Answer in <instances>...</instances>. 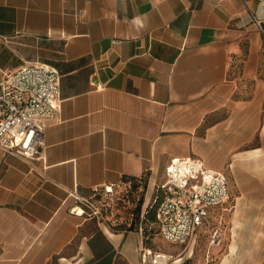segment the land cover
I'll return each instance as SVG.
<instances>
[{"label": "crops", "instance_id": "1", "mask_svg": "<svg viewBox=\"0 0 264 264\" xmlns=\"http://www.w3.org/2000/svg\"><path fill=\"white\" fill-rule=\"evenodd\" d=\"M252 12L264 19V0H0V81L45 64L61 87L44 160L0 147V264H141L143 243L168 264H264V34ZM179 157L228 175L227 209L189 245L78 212V196L127 177L144 178L148 208Z\"/></svg>", "mask_w": 264, "mask_h": 264}, {"label": "built area", "instance_id": "2", "mask_svg": "<svg viewBox=\"0 0 264 264\" xmlns=\"http://www.w3.org/2000/svg\"><path fill=\"white\" fill-rule=\"evenodd\" d=\"M251 21L264 34V19L252 12ZM60 105V74L56 69L45 64H25L7 71L0 81V147L36 166L34 161L46 157V128ZM132 185V179L123 178L96 187L91 196H78L79 206L83 214L95 217L112 231L131 230L121 226L124 220L117 205ZM229 199L228 175L224 170L208 167L197 157H179L171 163L153 202L143 208L142 218L154 206L156 233L166 241L187 246L200 229L210 225L213 208L226 210ZM220 225L211 228L212 244L223 242ZM132 230L145 241L143 223ZM139 251L141 264L170 261L168 254L154 251L145 243Z\"/></svg>", "mask_w": 264, "mask_h": 264}, {"label": "trees", "instance_id": "3", "mask_svg": "<svg viewBox=\"0 0 264 264\" xmlns=\"http://www.w3.org/2000/svg\"><path fill=\"white\" fill-rule=\"evenodd\" d=\"M133 180L132 188L126 191L125 196L121 199L117 205L119 214L123 216L124 223L122 227L126 229H138L140 223L144 224L145 227V241H149L151 236L156 232L155 226V207L149 208L145 218H142V211L144 208V198L146 192V182L144 178H130ZM230 213H226L224 216L223 227L227 226V218Z\"/></svg>", "mask_w": 264, "mask_h": 264}, {"label": "bare ground", "instance_id": "4", "mask_svg": "<svg viewBox=\"0 0 264 264\" xmlns=\"http://www.w3.org/2000/svg\"><path fill=\"white\" fill-rule=\"evenodd\" d=\"M76 208H77V210H78L79 213H83L84 212L82 207H80V206L77 207L76 206Z\"/></svg>", "mask_w": 264, "mask_h": 264}, {"label": "rangeland", "instance_id": "5", "mask_svg": "<svg viewBox=\"0 0 264 264\" xmlns=\"http://www.w3.org/2000/svg\"><path fill=\"white\" fill-rule=\"evenodd\" d=\"M154 233H155V234L152 235L151 238H152V237H157V236H158V237H161L158 233H156V232H154ZM157 234H158V235H157ZM161 238H162V237H161ZM162 239H163V238H162ZM152 241H153V240H152ZM153 242H154V241H153Z\"/></svg>", "mask_w": 264, "mask_h": 264}]
</instances>
